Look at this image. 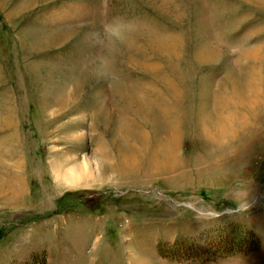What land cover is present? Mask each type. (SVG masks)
Returning a JSON list of instances; mask_svg holds the SVG:
<instances>
[{
  "label": "rangeland",
  "instance_id": "1",
  "mask_svg": "<svg viewBox=\"0 0 264 264\" xmlns=\"http://www.w3.org/2000/svg\"><path fill=\"white\" fill-rule=\"evenodd\" d=\"M0 264H264V0H0Z\"/></svg>",
  "mask_w": 264,
  "mask_h": 264
},
{
  "label": "bare ground",
  "instance_id": "2",
  "mask_svg": "<svg viewBox=\"0 0 264 264\" xmlns=\"http://www.w3.org/2000/svg\"><path fill=\"white\" fill-rule=\"evenodd\" d=\"M234 76V75H233ZM254 79L255 76H251L248 87H245L247 85H241V93H239V97L241 101L246 102L247 100H249L251 97L252 92H254V87L256 84H254ZM235 82V81H234ZM221 87V86H220ZM219 89V88H218ZM220 90V89H219ZM220 92L218 91L215 95L214 98V109L213 110H201L198 114V119H197V124L201 125V129L200 132L198 133V135L200 136V138L202 137V139L205 141V144L207 146L210 145H214L215 143H217L219 141V143H223L226 142L228 139L230 140L231 133H233L232 130V125L231 123L228 122V120L224 117V115H222V117H217L216 114H221V103L223 101H221V99H219V94ZM102 108V107H101ZM205 121V122H204ZM229 136V137H226ZM226 137V138H225ZM208 143V144H207ZM161 146V145H160ZM161 149H158L159 147L155 148V152L159 153V152H164L166 153V157L164 158V160H162V162H165V164H163L164 167L166 168H172V166H174L175 164H169V158L173 157L174 152L172 147L170 146V143L166 140L163 142ZM156 167H162L161 165H156ZM85 175V174H84ZM80 178V177H78ZM75 180V179H74Z\"/></svg>",
  "mask_w": 264,
  "mask_h": 264
}]
</instances>
